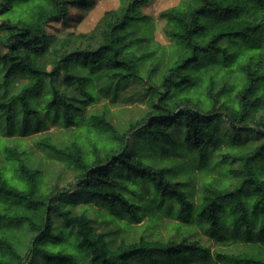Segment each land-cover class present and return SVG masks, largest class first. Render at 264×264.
<instances>
[{
  "label": "trees",
  "instance_id": "16d2710c",
  "mask_svg": "<svg viewBox=\"0 0 264 264\" xmlns=\"http://www.w3.org/2000/svg\"><path fill=\"white\" fill-rule=\"evenodd\" d=\"M147 1L58 36L92 0H0V264H264V0H180L167 45ZM133 79L149 109L124 130L91 111L98 81ZM50 118L54 178L24 138Z\"/></svg>",
  "mask_w": 264,
  "mask_h": 264
},
{
  "label": "rangeland",
  "instance_id": "374dc122",
  "mask_svg": "<svg viewBox=\"0 0 264 264\" xmlns=\"http://www.w3.org/2000/svg\"><path fill=\"white\" fill-rule=\"evenodd\" d=\"M179 2L180 0H148L142 5V10L150 17L155 40L162 44L167 45L171 40L165 33V20L160 13ZM119 4L120 0H92V4L87 8H71L67 17L52 21L48 29L58 36L66 35L69 32L90 31L96 26L106 10L117 8ZM26 81L27 78L25 77H17L10 92L18 90ZM97 89L100 93V100L93 105L91 111H101L104 105H108L110 107V120L121 130L128 126L130 120L141 117L149 109L145 96V85L139 80L133 79L129 82L98 81ZM88 108L90 110L91 106ZM46 135L53 136L61 145L65 144L64 127L51 118L40 129H32L24 135V138L27 139V145L33 151L34 159L32 162L45 169L50 178H54L59 165L49 158L48 152L40 149L35 143L38 137ZM5 223L0 221V228ZM14 227L22 238L19 252L25 255L29 251L33 232L26 223H16Z\"/></svg>",
  "mask_w": 264,
  "mask_h": 264
}]
</instances>
